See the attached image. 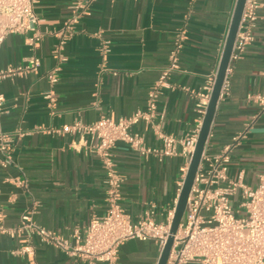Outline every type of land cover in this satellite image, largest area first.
Returning a JSON list of instances; mask_svg holds the SVG:
<instances>
[{"label":"crops","instance_id":"0c3cea01","mask_svg":"<svg viewBox=\"0 0 264 264\" xmlns=\"http://www.w3.org/2000/svg\"><path fill=\"white\" fill-rule=\"evenodd\" d=\"M74 1L37 0L35 45L26 42L33 32L10 34L0 45V71L23 66L32 56L40 59L37 70L0 78L5 98L0 132L11 141L15 162L0 166V223L14 227L24 211L35 208L36 223L69 239L92 216L104 214L106 191L103 166L90 140L62 127L143 109L180 39L179 68L170 73L158 99L155 121L167 134L186 136L202 121L200 94L215 78L236 2L88 0L68 31ZM63 30L67 35L61 44ZM253 35L243 55L229 64L227 87L204 148L220 152L253 120L228 164L229 177L243 171L242 181L250 186L256 185L264 161V108L246 97L264 94V0ZM51 72L56 82L50 81ZM132 130L144 134L145 144L161 145L150 127L139 123ZM112 156L123 177L125 211L134 220L151 212L164 221L177 200L185 159L141 155L122 142ZM24 243L23 234H0V264H88L35 238L34 254H22L18 250ZM159 255L154 240L130 239L120 246L116 264H157Z\"/></svg>","mask_w":264,"mask_h":264},{"label":"built area","instance_id":"2783aa9c","mask_svg":"<svg viewBox=\"0 0 264 264\" xmlns=\"http://www.w3.org/2000/svg\"><path fill=\"white\" fill-rule=\"evenodd\" d=\"M36 2L37 0H0V45L10 34L28 32L33 34L27 37L26 42L31 46L35 45L39 21L34 9ZM87 2L88 0L73 2L75 16L67 24L68 31L86 8ZM260 5L261 0L245 1L230 62L239 59L253 41ZM60 34L62 44L67 33L63 30ZM180 47V39H176L167 65L148 91L143 109L119 118L103 115L92 122L76 120L61 129L62 132H77L82 138H88L91 151L99 156L106 191L104 214L92 216L83 230H75L69 239L36 223L33 217L36 209L30 208L20 215L16 226L6 227L0 223V234L25 235V243L18 252L33 255L34 238L41 244L51 245L80 257L88 264H116L120 246L130 239L154 240L162 250L170 234L176 202L167 212L164 221H156L151 212H146L136 220L132 219L121 203L123 177L115 168L112 150L117 142H122L141 155L153 154L158 159L180 155L185 159V176L201 123L186 136L176 137L165 133L155 121L158 99L169 86L170 73L179 68ZM39 65L40 59L32 56L23 66L0 71V78L16 72L37 70ZM48 77L51 82L57 80L54 72ZM213 82L214 80L205 87L206 93L200 94L198 107L203 116ZM226 87L224 80L221 96ZM246 97L264 108V94L249 93ZM4 100V95L0 93V115ZM139 123L151 128L161 142L160 146L145 144L144 134L132 130ZM252 123L253 120L246 124V130ZM246 130L234 136L218 153L210 154L204 149L165 264H264V161L255 186L242 181L243 171L236 178L228 175L231 153ZM14 164L12 143L0 132V166L7 168Z\"/></svg>","mask_w":264,"mask_h":264},{"label":"water","instance_id":"95a60500","mask_svg":"<svg viewBox=\"0 0 264 264\" xmlns=\"http://www.w3.org/2000/svg\"><path fill=\"white\" fill-rule=\"evenodd\" d=\"M246 0H236L233 9L230 25L225 38L223 50L221 53L219 65L215 74L214 82L211 88L209 99L206 105L205 113L201 122L200 130L198 133L197 141L194 151L190 158V162L182 181V185L177 197L174 215L170 225V234L167 241L160 251V255L157 264H165L170 247L173 241V235L176 232L180 221L183 217L186 201L190 193V189L193 183L194 175L199 165L202 153L204 151L208 135L211 128V123L216 111L217 103L221 97L222 86L225 80V75L230 64V54L235 40V36L238 30L241 14Z\"/></svg>","mask_w":264,"mask_h":264}]
</instances>
